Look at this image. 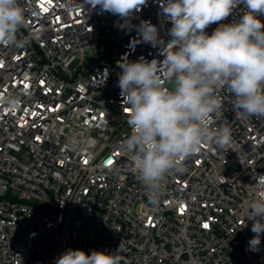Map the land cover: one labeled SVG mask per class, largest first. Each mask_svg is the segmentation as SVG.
<instances>
[{"label": "built area", "instance_id": "built-area-1", "mask_svg": "<svg viewBox=\"0 0 264 264\" xmlns=\"http://www.w3.org/2000/svg\"><path fill=\"white\" fill-rule=\"evenodd\" d=\"M20 2L26 43L0 46V96L20 99L16 110L0 103V264H55L68 249L119 246L121 264H264V235L258 251L247 249L248 201L264 199L254 178L264 175V119L237 118L221 90L211 127L231 129L232 149L202 144L161 181L155 205L124 150L132 129L117 61L164 59L136 42L134 26L149 20L167 42L166 0H148L123 28L87 0ZM244 11L240 4L223 23Z\"/></svg>", "mask_w": 264, "mask_h": 264}, {"label": "clouds", "instance_id": "clouds-1", "mask_svg": "<svg viewBox=\"0 0 264 264\" xmlns=\"http://www.w3.org/2000/svg\"><path fill=\"white\" fill-rule=\"evenodd\" d=\"M147 2L87 0L92 9L99 8V14L119 17L122 28ZM240 4L246 11L239 19L223 23ZM160 7L171 24L167 42L149 20L134 27L136 42L157 48L164 59L130 61L124 56L117 61L121 69L117 86L128 105L127 125L132 129L123 147L154 205L159 202L161 181L183 171L182 161L202 144L216 151L232 149L231 129L211 127L214 114L223 108L221 90L234 97L237 118L264 119V0H166ZM214 23L219 26L207 34L205 30ZM25 25L20 0H0V46L23 48L26 41L17 34ZM0 103L9 110L20 107L19 96L11 92L0 96ZM79 144L73 138L70 147L76 150ZM254 178L257 189L264 191V175ZM247 211L255 234L247 249L256 252L264 235V199H250ZM120 251L119 246L112 253L93 250L89 255L68 249L55 264H121Z\"/></svg>", "mask_w": 264, "mask_h": 264}, {"label": "water", "instance_id": "water-1", "mask_svg": "<svg viewBox=\"0 0 264 264\" xmlns=\"http://www.w3.org/2000/svg\"><path fill=\"white\" fill-rule=\"evenodd\" d=\"M108 54H109V53H108ZM108 54H107V55H108Z\"/></svg>", "mask_w": 264, "mask_h": 264}]
</instances>
